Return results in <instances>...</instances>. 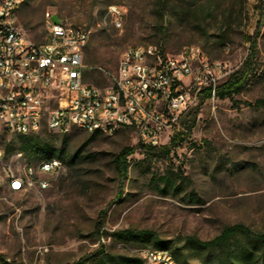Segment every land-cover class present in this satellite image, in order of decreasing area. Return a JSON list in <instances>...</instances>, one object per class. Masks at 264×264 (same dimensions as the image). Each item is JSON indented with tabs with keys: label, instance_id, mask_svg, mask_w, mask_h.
<instances>
[{
	"label": "rangeland",
	"instance_id": "374dc122",
	"mask_svg": "<svg viewBox=\"0 0 264 264\" xmlns=\"http://www.w3.org/2000/svg\"><path fill=\"white\" fill-rule=\"evenodd\" d=\"M113 4L124 11L121 26L104 20ZM261 11L264 0H176L164 8L158 0H22L18 24L36 42L46 39L48 13L55 21L91 29L85 81L99 86L111 83L122 54L134 45H157L172 54L198 45L212 61L226 64L221 85L250 56L249 36L259 34L255 74L245 88L224 99H200L191 131L173 146L172 138L184 130L181 121L165 139L169 151L146 157L136 149L128 157L125 182L114 158L139 144L133 129L96 137L73 130L52 137L55 148L66 144L67 156L78 150L80 156L73 166L63 162L58 174L43 175L50 183L46 189L13 188L10 169L22 175L26 165L37 162L21 149L18 135L0 131V263L72 264L89 258L86 264H101V251L142 258V249H155L152 242L112 235L123 229L150 231L169 250L182 247L186 236L208 240L237 223L264 232ZM39 135L46 137L44 130ZM167 176L180 188L162 191L161 178ZM41 246L49 250L41 254Z\"/></svg>",
	"mask_w": 264,
	"mask_h": 264
},
{
	"label": "built area",
	"instance_id": "2783aa9c",
	"mask_svg": "<svg viewBox=\"0 0 264 264\" xmlns=\"http://www.w3.org/2000/svg\"><path fill=\"white\" fill-rule=\"evenodd\" d=\"M21 3L0 1V131L37 134L46 127L59 134L114 135L133 129L142 143L160 147L204 91L216 98L228 75L226 64L212 61L198 45L177 54L157 45H134L122 54L109 85L88 83L84 53L91 29L55 21L48 13L46 39L36 42L18 24ZM123 16L122 7L113 4L104 20L121 26ZM63 169L61 159H44L26 165L22 175L10 169L11 184L46 189L50 183L43 175ZM48 250L39 248L41 254ZM140 255L147 264H179L169 249L145 248Z\"/></svg>",
	"mask_w": 264,
	"mask_h": 264
},
{
	"label": "trees",
	"instance_id": "16d2710c",
	"mask_svg": "<svg viewBox=\"0 0 264 264\" xmlns=\"http://www.w3.org/2000/svg\"><path fill=\"white\" fill-rule=\"evenodd\" d=\"M172 1L176 0H158L161 8H164ZM263 7V4H262ZM264 12L261 11V14ZM263 18V15H262ZM249 36L252 51L250 56L244 61L243 65L232 72L227 81L218 86L217 96L219 98L232 97L234 94L241 92L248 84L250 78L255 74L254 60L255 48L257 46V36ZM210 97L208 91H204L201 99ZM200 103V102H199ZM198 105L186 113L182 119L184 130L177 132L172 138L171 144L175 146L177 140L184 133H189L196 121V109ZM191 114V117L189 116ZM46 137L37 134H20L19 138L21 149L28 155L30 160L37 163L44 159L58 158L70 166H73L80 156L79 150L74 154L67 156L66 144L61 148H55L53 143L54 136L60 135L49 131L43 127ZM41 130V131H42ZM49 131V132H48ZM98 133H93L92 137H96ZM169 146L162 145L160 147L147 145L141 141L136 147H126L114 158L115 167L122 182L128 178L130 162L128 157L133 154L136 149L147 157L156 156L160 151H169ZM164 184L162 191L167 189H179L180 186L175 185V180L171 176L161 178ZM116 238L127 242H152L155 248L169 249L168 243L161 240L155 234L147 230L123 229L113 232ZM182 247H174L170 251L174 255L179 264H264V232L254 231L250 227L237 223L224 227L220 233L208 240H202L196 236L189 235L183 240ZM99 261L101 264H147L140 257L124 256L119 254H109L101 251ZM89 258H81L72 264H86ZM195 259L197 262H190ZM1 264H8L2 261Z\"/></svg>",
	"mask_w": 264,
	"mask_h": 264
}]
</instances>
